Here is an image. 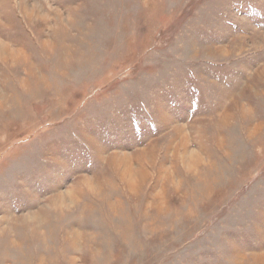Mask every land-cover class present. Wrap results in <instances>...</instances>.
<instances>
[{
  "label": "rangeland",
  "instance_id": "1",
  "mask_svg": "<svg viewBox=\"0 0 264 264\" xmlns=\"http://www.w3.org/2000/svg\"><path fill=\"white\" fill-rule=\"evenodd\" d=\"M0 264H264V0H0Z\"/></svg>",
  "mask_w": 264,
  "mask_h": 264
}]
</instances>
